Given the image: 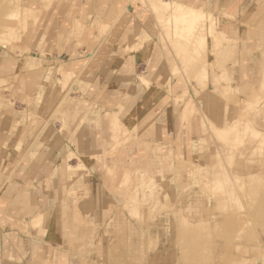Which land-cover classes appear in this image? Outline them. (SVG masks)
Wrapping results in <instances>:
<instances>
[{"label": "rangeland", "instance_id": "1", "mask_svg": "<svg viewBox=\"0 0 264 264\" xmlns=\"http://www.w3.org/2000/svg\"><path fill=\"white\" fill-rule=\"evenodd\" d=\"M150 2L162 9L163 40L176 63L169 108L180 124L197 120L199 139L192 142L188 132V154H173L170 140L164 149L146 151L164 155L144 156L137 148L152 145L123 134L117 147L133 151L124 148L116 156L129 167L110 166L113 192L120 193L109 209L116 217L81 221L93 234L88 264H264V13L254 25L252 50L240 60L246 71L240 80L234 77L236 44L223 33L221 18L227 15L221 8L212 16L167 0ZM69 3L0 0V112L21 109L24 121L32 122L33 139L45 124L24 109H33L45 72L53 71L48 80L56 83L59 70L71 67L45 62L40 43L49 26L51 41L69 26L71 18L61 26L66 19L57 16ZM96 157L83 158L81 166ZM46 221L59 241V221L53 214Z\"/></svg>", "mask_w": 264, "mask_h": 264}, {"label": "crops", "instance_id": "2", "mask_svg": "<svg viewBox=\"0 0 264 264\" xmlns=\"http://www.w3.org/2000/svg\"><path fill=\"white\" fill-rule=\"evenodd\" d=\"M167 1L212 16L223 10V33L236 44L234 77L242 80L246 71L240 60L255 44L253 29L264 13L263 0ZM161 10L150 0L136 5L70 0L57 14L66 19L61 26L71 18L69 26L52 34V41L46 37L52 33L48 27L40 41L44 61L52 59L58 69L63 63L71 67L59 70L56 83L48 80L54 72H45L33 109H24L45 124L35 139L21 109L0 112V264H88L93 234L81 221L116 217L109 209L120 193L113 192L110 166H130L116 159L119 150L128 149L117 147L123 134L152 145L137 148L144 156L164 155L146 151L164 149L170 140L173 154H188V132L192 142L199 139L197 120L180 124L178 112L169 108L178 78L173 52L163 40ZM87 156L99 157L82 167ZM51 214L60 223L59 241L53 225L43 224Z\"/></svg>", "mask_w": 264, "mask_h": 264}, {"label": "bare ground", "instance_id": "3", "mask_svg": "<svg viewBox=\"0 0 264 264\" xmlns=\"http://www.w3.org/2000/svg\"><path fill=\"white\" fill-rule=\"evenodd\" d=\"M177 4H178V7H179L180 4H179V3H177ZM187 8H188V7H187ZM189 11H191L190 8H189ZM195 11H196V10H194V12H193L194 14H195ZM191 12H192V11H191ZM196 12H197V11H196ZM200 12H202V11H200ZM197 13L199 14V12H197ZM197 13H196V14H197ZM204 13H206V12H202V14H204ZM200 14H201V13H200ZM202 14H201V15H202ZM206 15H208V14H206Z\"/></svg>", "mask_w": 264, "mask_h": 264}]
</instances>
